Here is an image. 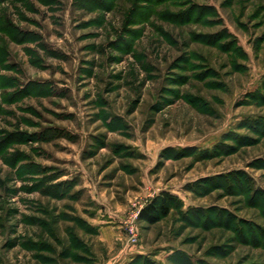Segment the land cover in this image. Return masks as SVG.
I'll use <instances>...</instances> for the list:
<instances>
[{
  "label": "rangeland",
  "instance_id": "obj_1",
  "mask_svg": "<svg viewBox=\"0 0 264 264\" xmlns=\"http://www.w3.org/2000/svg\"><path fill=\"white\" fill-rule=\"evenodd\" d=\"M0 264H264V0H0Z\"/></svg>",
  "mask_w": 264,
  "mask_h": 264
},
{
  "label": "trees",
  "instance_id": "obj_2",
  "mask_svg": "<svg viewBox=\"0 0 264 264\" xmlns=\"http://www.w3.org/2000/svg\"><path fill=\"white\" fill-rule=\"evenodd\" d=\"M170 194L164 193V198L160 202H154L146 206L140 215V218L148 221L150 223H155L159 221L163 216L169 213V208L167 205V200Z\"/></svg>",
  "mask_w": 264,
  "mask_h": 264
}]
</instances>
